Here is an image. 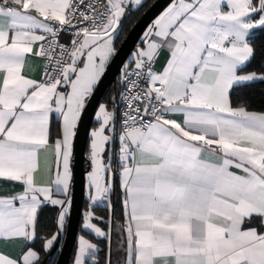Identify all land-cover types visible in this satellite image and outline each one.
Returning a JSON list of instances; mask_svg holds the SVG:
<instances>
[{
  "label": "snow or ice",
  "instance_id": "6c2138e0",
  "mask_svg": "<svg viewBox=\"0 0 264 264\" xmlns=\"http://www.w3.org/2000/svg\"><path fill=\"white\" fill-rule=\"evenodd\" d=\"M128 3L0 0V179L23 188L0 196V264H41L35 240L46 254L59 243L73 204V141L116 54ZM256 29H264V0H172L144 33L135 67H124L123 111L99 104L89 208L112 209L119 181L124 264H264V112L244 101L252 82H264V72L244 71L264 59ZM68 30L65 45L59 35ZM30 57L45 61L39 80L23 74ZM46 205L57 212L56 231L41 237ZM93 220L104 218L86 211L83 228L110 242L111 218L108 231ZM97 251L80 236L73 264L95 262Z\"/></svg>",
  "mask_w": 264,
  "mask_h": 264
},
{
  "label": "water",
  "instance_id": "95a60500",
  "mask_svg": "<svg viewBox=\"0 0 264 264\" xmlns=\"http://www.w3.org/2000/svg\"><path fill=\"white\" fill-rule=\"evenodd\" d=\"M172 2V0H154L133 24L126 36L116 49V54L108 62L105 73L94 90L93 97L78 125L77 135L73 141V186H72V208L66 219V225L62 241L48 253L49 257L55 258L54 264H69L76 237L78 226L82 217V203L85 190V173L90 168L89 160L85 157V148L89 137V130L93 121L95 111L106 90L115 88L116 77L136 43L149 24ZM116 99L114 94L113 101ZM41 264H46L44 259Z\"/></svg>",
  "mask_w": 264,
  "mask_h": 264
},
{
  "label": "trees",
  "instance_id": "16d2710c",
  "mask_svg": "<svg viewBox=\"0 0 264 264\" xmlns=\"http://www.w3.org/2000/svg\"><path fill=\"white\" fill-rule=\"evenodd\" d=\"M153 1L154 0H146L143 6L130 9L127 12L125 17L121 21V24L119 26V31L117 32L116 37H115L116 48L119 46L120 42L126 36L127 32L130 30L133 24L140 17L142 12ZM251 39L254 42V46L258 50L261 49V46H264V29L253 30ZM262 64H264V59H262L260 55L258 54L256 59L253 60L251 63H249L244 68V71L245 72L256 71L257 73L264 72V68L261 67ZM114 94H115V90L112 87H110L108 90H106V92L102 96L100 103L104 102L108 106H111ZM244 101L248 106L247 107L248 111L264 112V82H259V81L252 82L251 86L245 89ZM234 106H236V104H234ZM93 125H94V120L91 123V127ZM51 126H52L53 135H56V128H57L56 119H54ZM87 145H88V140H87V144L85 148V157L88 159ZM111 205H112V209H109L107 205H97L91 209L98 216L104 218L103 221H100V226L104 231L109 230V227H110L108 223L109 218H111V220L113 221V224L111 225L113 230H112L110 242L106 238L98 237L95 234L91 233L90 231L82 228L83 217H81V220L78 226L77 235H83L89 241L96 243V245H98V251L95 253V262L90 261L89 264H106V261L109 259V253H111L112 240L114 239V237H117V234H118V231H117L118 229L116 230V226H119V224L122 222V216H123L121 191L118 188V186L116 187L115 191L113 192L111 196ZM87 206H88V202L86 198L84 197L83 203H82V210L86 209ZM56 216H57V212L54 209V207L49 206V205H46L44 207L43 216L41 218V224L43 225V227L40 229L41 237L50 236L53 232L56 231V223H55ZM65 225H66V222H65ZM76 244L77 242L75 241L71 259L75 252ZM42 245H43V239L38 238L35 240V242L31 246L34 247L37 251H40L41 262L45 259L46 264H54L55 258L51 259L48 253L47 254L44 253L42 250ZM71 259H70V262H71Z\"/></svg>",
  "mask_w": 264,
  "mask_h": 264
},
{
  "label": "crops",
  "instance_id": "0c3cea01",
  "mask_svg": "<svg viewBox=\"0 0 264 264\" xmlns=\"http://www.w3.org/2000/svg\"><path fill=\"white\" fill-rule=\"evenodd\" d=\"M146 2V0H142V5ZM169 6V5H168ZM167 6V7H168ZM137 7H140V6H137L135 4L132 3V0H129V3H128V7L126 8V14L127 12L130 10V9H133V8H137ZM166 7V8H167ZM165 8V9H166ZM164 9V10H165ZM163 10V11H164ZM227 10V9H226ZM162 11V12H163ZM161 12V13H162ZM160 13V14H161ZM159 14V15H160ZM158 15V16H159ZM157 16V17H158ZM156 17V18H157ZM124 18V17H123ZM122 18V19H123ZM155 18V19H156ZM154 19V20H155ZM154 20L149 24V26L154 22ZM149 26L144 30V32L142 33V35L140 36L139 38V41L136 43L133 51L131 52V54L129 55L128 59L126 60V62L124 63V66L125 65H129V66H134L135 67V64H134V57H135V53L137 52L138 49L140 48H145L146 47V44L143 42V37H144V33L148 30ZM116 37V36H115ZM115 37H114V47L115 49L116 48V42H115ZM60 40L62 42H67L69 40V35L67 33H62L60 35ZM169 56V53L168 51L165 49V50H162L158 56V58L156 59L155 61V69L154 71H157V72H160L163 70V67L167 61V58ZM42 66H43V60L42 58H34V57H30L29 60L26 62L25 64V67L23 68V74L25 76H28L29 78H33V79H37L39 80L40 79V74H41V70H42ZM82 66V65H81ZM113 108L112 106H108V110L111 111ZM175 118L177 119H182L181 116H176ZM54 119H56L54 116L50 117V121H51V124L52 122L54 121ZM94 125L92 127H90V130H89V137H88V145H87V157L89 159V153H90V143H91V136H90V132L96 128H98L100 126V123L102 122L101 121H97V119L95 118V115H94ZM57 127H58V121H57ZM105 134H108L107 132ZM55 136L56 135H53L52 133V140L50 142H53L54 143V139H55ZM89 162H90V159H89ZM43 163H44V156L43 154L41 155V166L43 168ZM91 170V164H90V168L88 171ZM87 171V172H88ZM87 172L85 173V190H84V197L86 198L87 202H88V206L86 209H83L82 210V217H83V212L85 213L86 211H89L91 210L89 208V199H88V181H87ZM39 176V174H38ZM116 184L119 188V181L117 180L116 181ZM120 189V188H119ZM23 191V188H22V185L19 183V182H13V183H9V182H6L4 181L3 179H0V196H8V195H12V194H15V193H20ZM121 191V200L123 199V192L122 190L120 189ZM99 205H107V203H103V204H99ZM17 206H19L18 202H17ZM51 206V205H49ZM54 207V206H52ZM122 210H123V205H122ZM93 211V210H92ZM95 215L97 217H100L98 216L96 213ZM100 221L101 220H93L92 222L97 224V226H100ZM82 228H83V223H82ZM102 229V228H101ZM118 229V230H117ZM103 230V229H102ZM116 230L118 231V234H117V237H114V239L112 240V245H111V256H110V259L112 261V264H124V261H125V257H124V254H123V250L120 248V241H121V236L119 235V226H116ZM94 234V233H93ZM78 236H83V235H77L76 239L78 238ZM87 239V238H85ZM88 240V239H87ZM91 242V241H90ZM93 243V242H92ZM96 244V243H94ZM77 246V244H76ZM76 249V248H75ZM13 251H18V247L13 249ZM74 255V254H73ZM74 257V256H73ZM73 257L71 259V262L69 264H71L74 260H73ZM108 261V260H107ZM107 261H106V264H107Z\"/></svg>",
  "mask_w": 264,
  "mask_h": 264
},
{
  "label": "built area",
  "instance_id": "2783aa9c",
  "mask_svg": "<svg viewBox=\"0 0 264 264\" xmlns=\"http://www.w3.org/2000/svg\"><path fill=\"white\" fill-rule=\"evenodd\" d=\"M62 33H67L69 35V40L67 42H62L60 40V35ZM60 35H59V42L60 43L65 44V45L70 44V41L72 39V30L61 32ZM42 60H43V66H42L40 78L44 74V66H45V61H44L43 58H42ZM124 67L125 66L123 65L121 70H120V73L116 77L115 88H114L115 94H116V99H115V101H112V103H111L112 108L115 107L117 109V111H118V114L120 112H122L124 107H125V104H124V102L122 100L121 94L124 93L125 95H127V92L125 91V85L123 83ZM133 68H134V66H130L128 71L131 72ZM153 69H155V63L153 64ZM129 79L130 80H136L137 78L135 76H130ZM138 83L140 84L141 87H146V85L144 84L143 80H139ZM116 127H117V133H118L119 124H117Z\"/></svg>",
  "mask_w": 264,
  "mask_h": 264
},
{
  "label": "rangeland",
  "instance_id": "374dc122",
  "mask_svg": "<svg viewBox=\"0 0 264 264\" xmlns=\"http://www.w3.org/2000/svg\"><path fill=\"white\" fill-rule=\"evenodd\" d=\"M101 103H104V102H101ZM100 103V104H101ZM99 106V105H98ZM98 112V107H97V110L95 111V118H96V113ZM97 119V118H96ZM90 134H91V132H90ZM91 136V135H90ZM90 163V162H89ZM103 203H105V202H102V203H100V204H103ZM83 215H84V212H83ZM63 234H64V231L62 232V234L60 235V240L62 241V238H63ZM80 236H78V238H79ZM78 238L76 239V242H77V246H76V249H75V252H74V257H75V254H76V251H77V248H78ZM74 257H73V260H74ZM51 259H52V257H51ZM74 262V261H73ZM73 262L71 263V264H73Z\"/></svg>",
  "mask_w": 264,
  "mask_h": 264
}]
</instances>
